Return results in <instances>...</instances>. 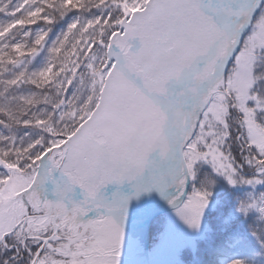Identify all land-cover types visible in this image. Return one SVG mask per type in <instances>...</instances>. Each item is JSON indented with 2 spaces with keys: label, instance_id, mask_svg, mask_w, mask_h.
Instances as JSON below:
<instances>
[{
  "label": "snow or ice",
  "instance_id": "obj_1",
  "mask_svg": "<svg viewBox=\"0 0 264 264\" xmlns=\"http://www.w3.org/2000/svg\"><path fill=\"white\" fill-rule=\"evenodd\" d=\"M0 264H264V0H0Z\"/></svg>",
  "mask_w": 264,
  "mask_h": 264
},
{
  "label": "rangeland",
  "instance_id": "obj_2",
  "mask_svg": "<svg viewBox=\"0 0 264 264\" xmlns=\"http://www.w3.org/2000/svg\"><path fill=\"white\" fill-rule=\"evenodd\" d=\"M230 209H231V204L228 203V204L225 205L223 211H224L225 214H227ZM215 215H216V213H212V217H215ZM211 222L213 223V225L215 227H218L219 226V221L218 220L212 219ZM237 227H239L243 231L245 229V227H246V224L244 222H242L239 218H237L233 222L232 229L237 228ZM232 229H229V231H231ZM224 235H226V234H218L217 240L218 241L223 240ZM201 256H202V259L204 261H207L208 260V254L206 252H202L201 253ZM186 259H190V255L187 254V253H186Z\"/></svg>",
  "mask_w": 264,
  "mask_h": 264
},
{
  "label": "trees",
  "instance_id": "obj_3",
  "mask_svg": "<svg viewBox=\"0 0 264 264\" xmlns=\"http://www.w3.org/2000/svg\"><path fill=\"white\" fill-rule=\"evenodd\" d=\"M229 204H231V202L229 201Z\"/></svg>",
  "mask_w": 264,
  "mask_h": 264
}]
</instances>
